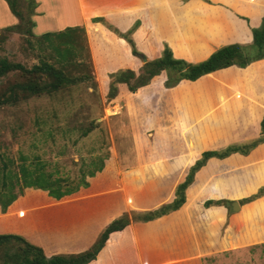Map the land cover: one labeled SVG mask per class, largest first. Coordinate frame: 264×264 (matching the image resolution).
<instances>
[{"label":"crops","instance_id":"crops-1","mask_svg":"<svg viewBox=\"0 0 264 264\" xmlns=\"http://www.w3.org/2000/svg\"><path fill=\"white\" fill-rule=\"evenodd\" d=\"M35 2L31 18L35 37L67 27L84 29L95 80L105 94L108 75L120 68L134 69L137 62L122 39L107 38L105 24L115 22L126 31L138 22L133 40L147 60L159 57L167 46L175 59L198 63L223 46L250 44L251 30L264 18V0ZM17 23L6 2L0 0V30ZM91 29L94 31L89 34ZM146 39L150 44L138 42ZM112 43L114 51L109 47ZM246 70L251 71L250 76H241ZM224 75L240 78L226 80L207 96H171L172 124L156 125L154 119V133L146 134L130 149L133 162L109 150L103 169L87 178L88 187L59 200L41 190L25 189L4 212L0 211V235L22 237L41 248L46 257L79 254L89 250L103 230L122 215L151 212L171 203L176 187L202 152L218 151L234 142L235 135L248 134L247 109L236 93L255 80L264 89V58L245 69L231 66L166 89L170 93L183 85ZM143 88L130 93L124 84H118L117 96L111 102H124L133 95L147 104L160 95L140 93ZM262 96L255 108L263 112L264 93ZM163 134L167 137L161 140ZM141 156L144 160L139 159ZM251 156L242 161L252 160ZM229 157L207 160L185 190V202L178 210L150 221L131 222L112 232L88 264H227L230 252L264 243V220L260 219L264 212L256 211L255 206L260 207L264 195L240 203L250 195L229 194ZM258 157L253 160L263 159Z\"/></svg>","mask_w":264,"mask_h":264},{"label":"rangeland","instance_id":"rangeland-1","mask_svg":"<svg viewBox=\"0 0 264 264\" xmlns=\"http://www.w3.org/2000/svg\"><path fill=\"white\" fill-rule=\"evenodd\" d=\"M134 25L135 23L130 29L123 31L115 22L105 24L108 30L107 38L110 41V38L114 37L122 39L129 49L130 56L136 58L137 62L134 69L131 70L138 73L144 63L139 57L132 54V49L134 48L141 58L144 57L146 59V55L139 50L136 42L133 40V34L139 24L128 34ZM260 25L254 29L259 28ZM93 29L96 28L93 27ZM93 29L89 30V34L94 31ZM138 42L150 44L148 39ZM109 47L111 51H114V43L109 44ZM46 53H48L46 46L43 49L40 48L36 39L29 35H25L24 33L6 34L0 30V59H6L10 63L19 64L25 69H30L32 66L39 64L45 58L44 55ZM95 53H97L96 49ZM89 55L91 59L90 51ZM146 61L148 60L146 59ZM120 70L128 69L120 68L117 71ZM69 74L70 77L75 79L82 74L91 78L75 84H69L55 93L28 96L25 99L16 87L24 81L19 72L12 71L0 78V101L11 95H16L20 99L15 105L0 104V163L5 162L8 164L13 173L18 174L19 172L18 163L21 153L29 156H39L46 163L48 170L59 171L61 175L68 176L71 179L78 178L79 169H85L93 159L100 157L105 160L109 154V150L133 162L134 156L131 155L130 149H134L135 143L139 144L141 138L144 139L146 134L154 133L155 129L152 128V121L154 119H156V125H160L162 122L164 124H172L174 114L171 96L175 98L207 96L209 92L217 89L226 80L235 81L240 78L239 76L232 75L212 76L193 84L183 85L169 93L163 87L165 77L163 74H160L154 79L152 84L150 83V86L146 88L142 87L143 89L141 90L143 92H140H151L152 95H160L147 104H145L143 99L136 96L141 104L138 105L136 97L133 95L125 98L124 102L113 103L107 101V93H101L97 86L92 59L90 69H71ZM250 74V70L241 72V76H250ZM94 82L96 85H94ZM109 83L110 78L108 87ZM237 92L236 96L239 97L240 102L243 101L245 103L244 109H247L245 117L248 124V134L239 133L235 135L234 142L218 151H223L228 146H242L258 142V140L264 137L260 129V122L264 117L262 115L264 111L262 112L255 108L258 105V100L263 99L264 89L259 87L258 81L255 80L250 83L249 88ZM91 121H95L96 128L86 137H81L82 132ZM169 134L171 132H168ZM166 137V134H163L161 140H164ZM263 145L264 142L257 143V146L247 155H240L238 153L230 155V195H250L246 197L249 198L256 195L260 190L261 195L259 196L264 195V176L252 181H249L248 178L249 175L253 176L264 165ZM261 146L263 147L257 150ZM255 150L257 151L253 153ZM250 154H252V160L242 161L243 158L248 157ZM258 156L263 159L253 160L254 157L259 158ZM144 157L141 156L139 159L144 160ZM2 173L0 164V211L4 212L2 205L10 199L9 197L16 191V188L12 192L8 188L1 190L4 181ZM6 176H8V171ZM16 199L17 197L5 208L7 209ZM243 200H240V203H243ZM257 205H255L256 211L259 208V210L264 212V202L260 204V207ZM260 219L264 220V214H261ZM226 257L229 258V263L227 264H264V243L237 249L230 252Z\"/></svg>","mask_w":264,"mask_h":264},{"label":"trees","instance_id":"trees-1","mask_svg":"<svg viewBox=\"0 0 264 264\" xmlns=\"http://www.w3.org/2000/svg\"><path fill=\"white\" fill-rule=\"evenodd\" d=\"M10 12L16 17L18 23L15 26L7 27L1 32L24 33L35 38L39 47L48 49L44 59L39 64L25 69L23 66L10 63L6 59H0V78L9 72L17 71L23 77L24 81L17 85V90L22 96H39L43 93H55L69 84H75L90 79V76L82 74L77 79L70 77L71 69H90L91 59L89 48L85 37V31L82 27H67L62 31L55 33H45L35 37L31 28L33 27L32 16L36 8L35 0H4ZM135 23L128 34L137 27ZM130 42V40H128ZM131 43V42H130ZM132 54L140 57L134 48ZM264 58V19L259 28L252 30V42L246 45L231 44L215 50L207 59L198 63H188L181 59H175L170 49L165 46L160 56L146 61L138 73L132 70H120L109 75L110 83L106 100L111 101L117 96V85L124 84L130 93H134L142 87L147 86L153 78L163 74L165 80L163 87L171 89L177 86L181 81L187 80L194 82L197 79L222 70L231 66L245 68L253 62ZM85 75V76H84ZM94 85L95 82H94ZM94 90V89H93ZM16 95H11L0 101L1 105H15L19 102ZM96 128L95 121H91L88 127L82 132L81 137H86ZM261 133L264 134V117L260 122ZM264 142L262 137L258 142H252L242 146H228L223 151H205L201 153L200 159L189 168L185 180L175 189V199L162 205L158 209L140 214H124L112 221L99 235L93 246L82 253L72 255H54L46 257L41 248L28 243L22 237L16 235H0V264H88L95 259L96 255L103 247L109 234L120 231L131 222H146L169 212L178 210L185 202V190L192 184L195 173L203 167L210 158L223 159L231 154L238 153L247 155L253 150L257 143ZM103 160L98 157L90 161L85 169L80 168L79 177L71 179L68 176L61 175L59 171L47 169V165L39 156L19 155V172L13 173L10 166L5 162L1 164L2 176L4 181L1 190L9 189L16 191L9 197L10 199L3 203L2 210L16 197L23 195L24 190L31 188L41 190L59 200L65 196L77 192L81 188L88 186L87 178H92L96 173L103 169ZM8 171V176L6 173ZM264 176V165L256 173L249 175V181L262 178ZM8 177V178H6ZM261 195V190L244 202L252 201Z\"/></svg>","mask_w":264,"mask_h":264},{"label":"water","instance_id":"water-1","mask_svg":"<svg viewBox=\"0 0 264 264\" xmlns=\"http://www.w3.org/2000/svg\"><path fill=\"white\" fill-rule=\"evenodd\" d=\"M141 61L143 62V63H145L146 62V59L144 58V57H142L141 58ZM234 205H237L235 202L233 203Z\"/></svg>","mask_w":264,"mask_h":264}]
</instances>
